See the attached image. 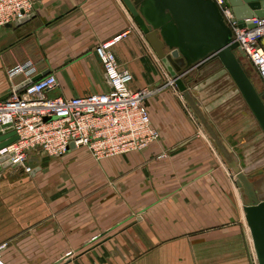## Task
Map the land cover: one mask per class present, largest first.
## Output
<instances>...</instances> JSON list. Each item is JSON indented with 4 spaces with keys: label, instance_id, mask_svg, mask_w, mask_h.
I'll use <instances>...</instances> for the list:
<instances>
[{
    "label": "crops",
    "instance_id": "1",
    "mask_svg": "<svg viewBox=\"0 0 264 264\" xmlns=\"http://www.w3.org/2000/svg\"><path fill=\"white\" fill-rule=\"evenodd\" d=\"M31 3L27 20L0 28V100L49 74L59 84L51 98L108 92L95 48L115 41L113 52L133 76L132 88L154 91L147 106L161 139L142 152L101 162L76 149L33 167L42 158L33 154L34 171L25 178L15 176L20 167L2 169L5 264H256L238 181L242 207L231 193L230 163L170 84L168 70L123 1ZM197 65L184 69V79L202 113L227 149H252L263 131L233 79L218 59ZM257 157L263 160L258 169L237 166L252 180L264 177V157Z\"/></svg>",
    "mask_w": 264,
    "mask_h": 264
},
{
    "label": "built area",
    "instance_id": "2",
    "mask_svg": "<svg viewBox=\"0 0 264 264\" xmlns=\"http://www.w3.org/2000/svg\"><path fill=\"white\" fill-rule=\"evenodd\" d=\"M212 1L232 39L264 82V18L254 17L241 23L224 0ZM32 8L31 0H0V28L28 18ZM114 45L115 41H109L95 48L110 82L106 93L51 98L49 95L59 84L56 75L49 74L20 91L13 89L0 101V128L12 127L17 136L14 143L0 149V158L9 156L13 164L31 174L34 168L29 160L33 154L63 158L70 152L71 144L77 150H87L101 162L142 152L158 143L161 133L154 126L147 106L154 91L132 88L133 76L119 65ZM23 70L22 67L13 70L11 77ZM6 247L3 244L0 251Z\"/></svg>",
    "mask_w": 264,
    "mask_h": 264
},
{
    "label": "water",
    "instance_id": "3",
    "mask_svg": "<svg viewBox=\"0 0 264 264\" xmlns=\"http://www.w3.org/2000/svg\"><path fill=\"white\" fill-rule=\"evenodd\" d=\"M122 1L168 70L174 84L237 173L238 186L241 188V196L246 207L259 264H264V177L252 180L239 171L228 149L191 96L185 83L184 77L187 76V73L184 69L195 63H198L197 66H199L200 63L207 60L218 59L233 79L263 133L264 89L263 91L258 90L253 83L243 63V59H246L245 55L238 43L232 39L231 31L224 23L217 5L212 0ZM224 1L241 23L254 17L264 18V0ZM25 20L27 18L17 23ZM44 76L46 75L26 81L17 90H22L31 82ZM106 78L108 79V77ZM16 140L17 136L12 127L0 128V149L9 146ZM69 150H76V146L71 144ZM9 167L15 169L19 167V164H13L9 156L1 157L0 171Z\"/></svg>",
    "mask_w": 264,
    "mask_h": 264
},
{
    "label": "rangeland",
    "instance_id": "4",
    "mask_svg": "<svg viewBox=\"0 0 264 264\" xmlns=\"http://www.w3.org/2000/svg\"><path fill=\"white\" fill-rule=\"evenodd\" d=\"M247 64H248V68H249L248 69L249 70L248 73L250 74L249 76L251 77V79H252L253 83L255 84V86L257 87V89L260 90V88L263 86L262 79H260V76L257 73V71L255 70L254 66L248 60H247ZM259 80H260V82H259ZM245 117H246V120H248L247 122L250 121L251 125L254 124L253 118L251 117V115L249 114V112L246 111V110H245ZM252 132H253V129L247 130L245 132V136L243 138V141L246 140L247 143H248L250 141L248 139H250L252 137V135H253ZM256 135H257V133H256ZM257 137H258V140H256V142L253 145L254 147H252V149H250V150L247 148L245 150H242V152H237V151H235V149H231V148L228 149L229 154L231 155L233 161L237 164V166H238V164H241L242 163L244 165L246 164V167L249 166V169H250V167H254V166H256V169H258V167H260V166L263 165V160H261L262 163L261 162L258 163V158L259 157L255 158V155L260 154L262 157H264V135H263V133H261V135L259 133V135H257ZM43 159H47V160H49L51 162L57 161L55 159H50V158H47V157H42V158H39L38 161L34 165H32V166L33 167L34 166L39 167V166H42V165L44 166L47 163H49V161H45V160L43 161ZM59 160H61V159H59ZM230 168H231V170H230V179H229V181H230V184H231V193L233 192L234 195H236L237 199H239V202H240V192H239V188L236 187L235 182H234V180L235 181H238V178L236 176L237 173L234 171V169L232 168V166ZM261 170L264 171V166L262 167ZM26 174L27 173L24 171V169H22V172L16 173L15 176H17L18 178H25V176H27ZM240 207H242L241 202H240ZM247 224L248 223L246 222V226H247V228H249V231L251 232V236H252L251 228ZM253 244H254V242H253ZM2 245H3V243L0 244V247ZM3 251L2 252L0 251V255H1L0 262H1V264H5L4 259L6 258V257L4 258V256H3L4 255ZM254 259L256 261V264H259V258H258V254H257V251L256 250H255V253H254Z\"/></svg>",
    "mask_w": 264,
    "mask_h": 264
}]
</instances>
